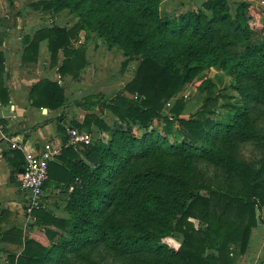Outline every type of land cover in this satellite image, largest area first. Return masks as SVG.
<instances>
[{
	"label": "trees",
	"instance_id": "1",
	"mask_svg": "<svg viewBox=\"0 0 264 264\" xmlns=\"http://www.w3.org/2000/svg\"><path fill=\"white\" fill-rule=\"evenodd\" d=\"M158 2L41 0L31 5L77 18L74 27L54 24L26 39L25 54L35 60L43 40L49 41L53 64L63 51L60 74L78 78L88 66L85 49L74 47L81 30L122 53L121 73L141 61L133 80L112 95L67 105L60 84L44 81L33 88L30 99L37 108L61 115L66 106L87 110L84 122L69 128L89 133L92 141L79 149L68 146L56 159L60 163H50L49 179L53 170L61 171L65 189L72 188L68 216L57 218L45 205L34 211V226L45 230L40 237L26 235L24 251L10 256L9 264H101L108 258L117 264H239L248 252L264 210V160L255 165L243 151L255 143L256 118L264 117L262 12L246 1L233 12L229 0H204L197 10L167 17ZM212 68L226 73L240 95L237 104L226 105L227 119L214 118L218 101L211 81L201 86L210 95L199 112L182 117L185 106L177 100L164 113L185 86ZM106 117L116 121L111 118V125ZM155 121L162 122V130ZM61 130L67 144L68 131ZM96 133L109 139L97 140ZM204 165L213 168V178ZM173 236L182 237L178 249L166 242Z\"/></svg>",
	"mask_w": 264,
	"mask_h": 264
},
{
	"label": "crops",
	"instance_id": "2",
	"mask_svg": "<svg viewBox=\"0 0 264 264\" xmlns=\"http://www.w3.org/2000/svg\"><path fill=\"white\" fill-rule=\"evenodd\" d=\"M39 1L0 0V51L5 60L3 64L0 62V264H9L10 256L18 257L22 254L24 246L21 241L26 235L37 237L43 231L42 227L34 226L36 217L26 212L27 197L21 189L25 154L21 150L12 149L11 145L22 144L27 151H35L50 142L63 145L64 150L68 148L69 142L64 143L61 129L68 131L74 121L83 123L89 114L87 110L76 106L64 107L62 115L44 107L37 108L30 99L33 88L44 81L58 83L65 88L68 105L91 95L115 94L118 91L114 88L119 87L116 81L125 86L132 79L129 75L121 79L116 73L103 74L110 63L118 71L125 58L116 49L108 47L96 34H92L97 37L94 41L80 34L78 41L74 42L76 49H85L88 62L78 78L59 73V66L66 58L63 51H60L58 65L53 64L48 40L40 42L36 60L34 55L26 56L25 51L29 46L26 39L32 40L37 31L54 24L70 27L73 21L72 14L67 11L55 17L36 11L31 5ZM97 77L102 81L97 82ZM81 146L77 144L70 147L79 149ZM56 162L60 163L58 160ZM63 179L64 173L53 170L43 194L45 208L57 218L68 216L65 210L60 211L58 208H66L72 191V188L68 191L65 189ZM257 228L252 232L249 249L252 241L258 240L259 243L261 240V232ZM20 232L24 235L22 240ZM249 249L246 254L250 253ZM239 264H264V257L248 258L246 255L240 259Z\"/></svg>",
	"mask_w": 264,
	"mask_h": 264
},
{
	"label": "rangeland",
	"instance_id": "3",
	"mask_svg": "<svg viewBox=\"0 0 264 264\" xmlns=\"http://www.w3.org/2000/svg\"><path fill=\"white\" fill-rule=\"evenodd\" d=\"M204 0H160L159 8L163 16L167 17H176L183 13L197 10L203 3ZM231 4L232 11L234 12L236 10V7L238 3L242 1L249 2L253 4L255 7H257L263 15V24H264V0H229ZM45 13V12H42ZM54 16V15H53ZM55 17V16H54ZM73 21L70 25L71 28L74 27L77 24V18L72 14ZM47 24V23H46ZM45 24V25H46ZM44 25V26H45ZM80 34L87 35V37L90 38V40H96V36H93L92 32H84V30L80 32ZM108 46V45H107ZM117 50V49H116ZM117 53L122 54L119 50H117ZM141 60H135L133 63L128 65L129 67L127 69H130L129 71L126 70L124 73H121L122 67H119V70L117 71L116 68L112 65V63L109 64V66L103 70V74H109L110 73H116L117 77H121V79H124L123 77L129 75L132 77V79L129 81L131 82L133 78L135 77L139 66H140ZM97 82L102 79H99V77L96 78ZM205 81H211V83L214 85L213 92L211 93L212 98L214 100L218 101V104L216 106V103L213 107H215L213 110L216 111V116L214 117L217 120H224L227 119L228 116V108L226 105L228 104H237L240 101V95L234 90L232 86V80L231 78L224 73L220 69H208L204 71L202 74H200L192 83H189L185 88L178 93L171 102H169L165 107V114H169L170 110L172 109L174 103L177 100H181L184 103L185 109L183 111L182 117L188 118L191 115L199 112L205 105V100L207 99L208 95H210L207 92H203L201 89L202 84ZM94 82V81H93ZM92 82V83H93ZM127 82V83H129ZM119 87L114 88L116 91H121L124 88V85H120L119 82H115ZM96 84V83H93ZM106 93H111V91H107ZM112 94V93H111ZM110 95V94H108ZM102 107V105H100ZM100 107V108H101ZM112 118V117H111ZM110 117H106L107 123L112 125V119ZM116 121L114 118L113 121ZM154 127L158 130H162V122L161 121H155ZM176 126L174 130H176ZM137 129V128H136ZM138 135L140 132L136 130ZM254 133L256 135V140L253 145H249L243 149L244 151V157L247 161L254 163L255 165H258L261 161L264 160V117L256 118L255 125H254ZM95 139L106 142L109 139V135L106 133H96ZM172 141L175 140L174 136L170 137ZM208 175L210 177H214V170L208 169L204 165V167ZM60 211L65 210L61 207L58 208ZM50 211V210H49ZM65 214V212H64ZM61 217V216H60ZM65 218V217H63ZM259 226L257 228L258 231L261 232V240L258 243V240L256 242L252 241L251 248L249 249L250 253L246 254L248 258L250 257H258L263 258L264 257V210L263 212H259ZM45 228H43V231ZM42 234L37 235V237H40ZM45 240L44 238H42ZM166 242L173 248L178 249L181 246L182 243V237L180 236H173L171 238H168ZM256 244V245H255ZM258 244V245H257ZM245 255V257H246ZM101 264H117L115 263L112 258H108L106 261H104Z\"/></svg>",
	"mask_w": 264,
	"mask_h": 264
},
{
	"label": "built area",
	"instance_id": "4",
	"mask_svg": "<svg viewBox=\"0 0 264 264\" xmlns=\"http://www.w3.org/2000/svg\"><path fill=\"white\" fill-rule=\"evenodd\" d=\"M69 146L77 144H90L92 136L78 129H69ZM12 149H18L25 154L24 172L21 174V189L25 193L26 212L31 216L34 211L44 207L43 194L44 186L49 179L50 163L56 161L61 155L63 145L46 142L35 151H27L24 145L13 143Z\"/></svg>",
	"mask_w": 264,
	"mask_h": 264
},
{
	"label": "water",
	"instance_id": "5",
	"mask_svg": "<svg viewBox=\"0 0 264 264\" xmlns=\"http://www.w3.org/2000/svg\"><path fill=\"white\" fill-rule=\"evenodd\" d=\"M44 111L47 113V110H46V109H45ZM23 172H24V170L22 171V173H23Z\"/></svg>",
	"mask_w": 264,
	"mask_h": 264
}]
</instances>
